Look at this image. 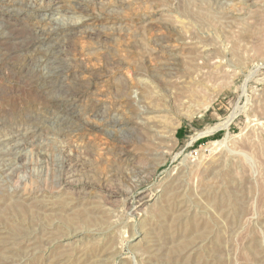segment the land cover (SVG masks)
<instances>
[{
	"label": "rangeland",
	"instance_id": "1",
	"mask_svg": "<svg viewBox=\"0 0 264 264\" xmlns=\"http://www.w3.org/2000/svg\"><path fill=\"white\" fill-rule=\"evenodd\" d=\"M50 2L0 8L28 6L11 24L24 37L78 7L65 55L81 113L71 127L34 121L39 87L0 77V237H35L0 246V264H146L143 247L182 264L198 241L200 264H264V0ZM91 243L110 249L87 260Z\"/></svg>",
	"mask_w": 264,
	"mask_h": 264
},
{
	"label": "bare ground",
	"instance_id": "2",
	"mask_svg": "<svg viewBox=\"0 0 264 264\" xmlns=\"http://www.w3.org/2000/svg\"><path fill=\"white\" fill-rule=\"evenodd\" d=\"M61 1L62 0H53L52 3L50 2V4H53L50 8V10H52L51 13L55 12V10L60 9ZM27 8L28 6H24L22 4L6 5L5 7L0 8V17L7 18L6 20L3 19H1L2 21L0 20V77H3L4 74H7V77L9 78L10 82H15V80L21 82H28L31 85L38 86L40 92L42 91V95H43L42 104L44 105L43 108L44 112H35V113L32 112L34 115V117H32L31 112L25 111L23 108H21L23 109V111L21 109L20 111L16 109L17 111L16 113H18L19 115L20 114L31 115L32 120L40 121V123L41 121L46 123V121L53 119L55 122H57V124L61 126L65 125L71 127L70 120L77 118L78 113L80 112L79 110L76 109L77 107L75 106V104L72 103L75 99H77L79 92H76L77 88H75L76 85L74 83L73 84L75 87L74 86L72 87L71 86L72 84L68 83L67 78L70 74L71 67L69 64L70 62L67 61L65 50L67 49L66 48L67 40L70 37L71 32L75 30L78 25L83 23L79 21L80 19L77 20V18L80 16L78 17L75 16V14H77L78 7L75 6L73 8L74 10L73 16H71L70 18L61 19V20L50 18L51 20L48 21V23L31 28L30 31L28 32V35L24 37H20L17 36L18 34L15 35V32L13 30L15 27L12 28V26L18 24L13 22L14 21L13 18L24 16L28 12ZM17 21L19 22V19ZM23 53L26 54V56H24V59L21 60L13 59V57H15L16 55L18 54L23 55ZM71 72L74 73L73 71ZM73 77L76 78L75 76ZM92 111H94V109ZM152 111L154 110L141 109L140 116L142 114H146V112L148 114ZM54 114H57V116L58 115L59 116L55 119L50 118V115H54ZM100 114L101 116H104L102 113ZM115 123H117L116 120L113 122H108L107 124L108 126H113ZM149 127L152 132H155L156 134L160 133L159 129L154 128V126H149ZM136 132L137 130L135 128H131L128 130L127 133L118 137L117 141L124 144L125 143L128 144L130 140L132 141ZM172 137H174L173 131H172ZM163 153H164L163 151H160L158 150V148H156L148 152L147 154L150 157L154 158L158 154L162 155ZM173 190H172V194H173ZM163 193H164L163 189L157 190L153 198H156L155 200H159L160 198H162ZM17 206L22 207L21 204ZM33 236H34L33 230H29V229L24 230L22 227L16 226L9 229V232H7L6 235H2L0 237V246H2V249L4 251L13 250L14 252L15 250L18 252V250L21 249V247H19L21 243H23L26 240L34 239L35 237L33 238ZM45 238L47 240H50L48 233H45ZM57 244L58 246L56 248L59 249V255L68 256L70 259L74 249L66 248L65 247L66 245L61 244L60 242ZM203 245L204 244H201L199 241L195 242L194 244L189 246L184 252L180 253L179 258L182 259H179V261L182 262V264H195V263L200 264V261H198L199 259H197V257L200 255L199 251L202 249ZM14 247H19V248L15 249ZM100 247L101 246L95 243L88 244L86 247H84L83 254L85 255V258L87 260L95 258V256L97 257V259L98 257L103 258L102 253L106 249H110V248L106 247V245L101 248ZM113 247H114L113 251L118 252L119 247L116 246ZM138 252H139L138 257L140 258L141 263L144 262L145 260H147L146 264H152L151 262H158L160 260H162L163 262L164 261L167 262L166 255H154L153 251H150L149 247L139 248ZM26 253H24L25 256L30 254L29 253L26 255ZM81 257H83V255ZM97 259L93 260L91 263L95 261H99ZM64 260L65 258L62 259V261ZM206 263L207 261L204 260V264Z\"/></svg>",
	"mask_w": 264,
	"mask_h": 264
}]
</instances>
